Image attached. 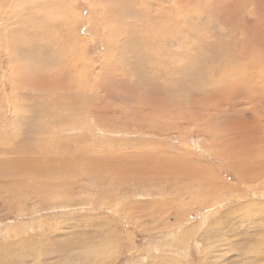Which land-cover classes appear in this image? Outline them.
I'll use <instances>...</instances> for the list:
<instances>
[{
	"label": "rangeland",
	"instance_id": "rangeland-1",
	"mask_svg": "<svg viewBox=\"0 0 264 264\" xmlns=\"http://www.w3.org/2000/svg\"><path fill=\"white\" fill-rule=\"evenodd\" d=\"M0 264H264V0H0Z\"/></svg>",
	"mask_w": 264,
	"mask_h": 264
},
{
	"label": "bare ground",
	"instance_id": "bare-ground-1",
	"mask_svg": "<svg viewBox=\"0 0 264 264\" xmlns=\"http://www.w3.org/2000/svg\"><path fill=\"white\" fill-rule=\"evenodd\" d=\"M239 3V2H238ZM240 6V5H239ZM244 40H246V39H244ZM253 40V39H252ZM249 41V40H248ZM256 42H258V41H256ZM246 43V42H245ZM247 45V44H246ZM253 45V44H252ZM244 46V45H243ZM251 46V45H250ZM249 46V47H250ZM237 47V46H236ZM245 47V46H244ZM252 47V46H251ZM246 48V47H245ZM243 49V50H239V51H237L236 52V54H231V53H233L234 52V50H229L228 51V53H227V55L225 54L224 55V58H226V64H228V66L230 65L231 66V70L232 69H234L235 71H234V73H235V75H237L238 77H240V78H242V81H240V80H232V81H230V82H232L233 84H231V86L230 87H233V88H238V90H239V88H241V86L240 85H242V86H245L246 88L247 87H250V82H251V79H252V73L250 72L251 70H253L255 67H259V68H261L262 69V67H260V66H263L262 64H259V66H254V64H256V63H249V65L248 66H246V67H243V69L241 70L240 69V67H241V65L239 66V67H237L236 65H237V63H236V61H238V59L240 58V57H243V60L245 61V60H248V57L249 56H251V54L250 55H248V53H247V49ZM256 48V47H255ZM254 48V49H255ZM234 49V48H233ZM249 50V49H248ZM254 51V50H253ZM260 51V50H259ZM255 53V52H254ZM256 55L257 56H259V53L257 54L256 53ZM227 56V57H226ZM254 56V55H253ZM255 59H257V61H259L258 60V58L256 57ZM240 61V63H241V60H239ZM243 63V62H242ZM258 63V62H257ZM224 64V63H223ZM226 64H224V66H226ZM250 64H253V65H250ZM245 66V65H244ZM258 68V69H259ZM227 69V68H226ZM227 70H229V69H227ZM260 74V73H259ZM258 75V74H257ZM261 75V74H260ZM260 75H258V76H260ZM258 76H256V77H254V78H258ZM239 78V79H240ZM263 78V77H262ZM238 79V78H237ZM220 83V82H219ZM253 83V82H252ZM256 86V85H255ZM233 88H232V90H233ZM228 89V88H227ZM252 89V88H251ZM226 89H225V87H224V89L222 88V90L221 91H219V94H223L224 93V91H225ZM237 90V91H238ZM233 91H235V90H233ZM236 91V92H237ZM240 91V90H239ZM232 92V91H231ZM228 93V92H227ZM233 93V92H232ZM243 93H245V92H243ZM234 95H236L235 93H233ZM245 98V97H244ZM255 102H257V103H261L262 102V97H260V99H259V97L257 96V98H256V100H255ZM239 143V142H238ZM225 146V145H224ZM235 146V145H234ZM226 147V146H225ZM231 152H232V149L230 150ZM232 153H234V152H232ZM233 155V154H232ZM243 156V155H242ZM258 177V176H257Z\"/></svg>",
	"mask_w": 264,
	"mask_h": 264
}]
</instances>
